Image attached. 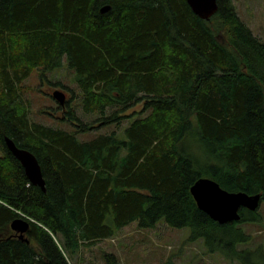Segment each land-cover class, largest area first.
I'll return each mask as SVG.
<instances>
[{
  "label": "trees",
  "instance_id": "1",
  "mask_svg": "<svg viewBox=\"0 0 264 264\" xmlns=\"http://www.w3.org/2000/svg\"><path fill=\"white\" fill-rule=\"evenodd\" d=\"M217 4L203 20L187 0H0V264H72L134 222L189 229L188 243L227 260L248 253L241 226L258 210L221 225L191 194L207 178L264 204V43L233 0ZM65 64L79 95L58 110L73 133L32 122L24 98L34 72L54 85ZM135 116L123 132L76 137ZM5 138L35 155L45 191ZM18 218L30 244L11 229Z\"/></svg>",
  "mask_w": 264,
  "mask_h": 264
},
{
  "label": "rangeland",
  "instance_id": "2",
  "mask_svg": "<svg viewBox=\"0 0 264 264\" xmlns=\"http://www.w3.org/2000/svg\"><path fill=\"white\" fill-rule=\"evenodd\" d=\"M233 2L240 18L264 43V0H233ZM75 78V74L69 70L67 64L60 71L48 76V80L54 85L60 83L68 89L61 90L67 94L68 99L79 95ZM54 85L45 80L41 81L38 72H34L26 82L28 92L25 93L24 98L30 105V120L73 133L75 127L63 121V112L58 110L59 104L52 97ZM79 103L77 97L72 106L82 120L90 122V118L83 115ZM140 109L136 108L137 111ZM136 118L138 117L135 116L134 119L125 122L121 129L110 125L78 134L76 137L80 142H87L100 135L119 133V130L123 132ZM258 213L261 220L247 222L241 226L250 236V240L239 247L240 250L248 252L242 260L231 261L218 254H209L203 241L188 243L189 229H173L163 223H159L154 229H141L138 223L134 222L115 237L103 240L92 247L82 248L72 264H111L108 263L107 254L115 255L119 264H164L169 260L177 264H264V204L259 207ZM67 254L71 258L70 253Z\"/></svg>",
  "mask_w": 264,
  "mask_h": 264
},
{
  "label": "water",
  "instance_id": "3",
  "mask_svg": "<svg viewBox=\"0 0 264 264\" xmlns=\"http://www.w3.org/2000/svg\"><path fill=\"white\" fill-rule=\"evenodd\" d=\"M187 3L194 14L203 20H209L218 11L217 0H187ZM109 10L110 7H105L102 9V13ZM52 97L62 107L67 102V95L61 90L54 91ZM5 144L8 151L24 168L29 182L45 191L42 169L35 155L28 150L19 148L10 138H5ZM191 194L198 208L221 225L240 221L241 209L254 212L261 206L260 195L249 196L244 193H230L222 189L215 181L207 178L197 181L191 188ZM11 229L19 239L30 244V240L26 239L30 230L29 221L18 218L12 222Z\"/></svg>",
  "mask_w": 264,
  "mask_h": 264
}]
</instances>
